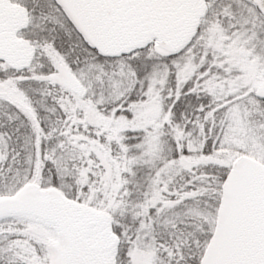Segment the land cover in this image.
<instances>
[{"label":"snow or ice","instance_id":"obj_1","mask_svg":"<svg viewBox=\"0 0 264 264\" xmlns=\"http://www.w3.org/2000/svg\"><path fill=\"white\" fill-rule=\"evenodd\" d=\"M0 264H264V0H0Z\"/></svg>","mask_w":264,"mask_h":264}]
</instances>
